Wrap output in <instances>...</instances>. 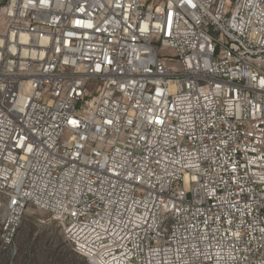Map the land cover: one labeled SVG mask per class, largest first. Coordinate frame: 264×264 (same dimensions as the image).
Listing matches in <instances>:
<instances>
[{
    "label": "built area",
    "instance_id": "1",
    "mask_svg": "<svg viewBox=\"0 0 264 264\" xmlns=\"http://www.w3.org/2000/svg\"><path fill=\"white\" fill-rule=\"evenodd\" d=\"M0 197L3 246L264 264V0H0Z\"/></svg>",
    "mask_w": 264,
    "mask_h": 264
},
{
    "label": "rangeland",
    "instance_id": "2",
    "mask_svg": "<svg viewBox=\"0 0 264 264\" xmlns=\"http://www.w3.org/2000/svg\"><path fill=\"white\" fill-rule=\"evenodd\" d=\"M96 85L97 83L93 81L87 84L92 94ZM2 203L3 198L0 197V225ZM0 264H88V262L72 250L70 243L62 235L60 225L49 212L29 204L10 244L3 246L0 242Z\"/></svg>",
    "mask_w": 264,
    "mask_h": 264
}]
</instances>
